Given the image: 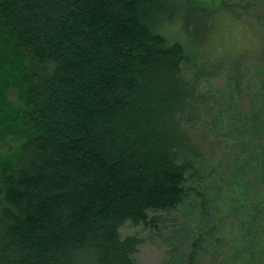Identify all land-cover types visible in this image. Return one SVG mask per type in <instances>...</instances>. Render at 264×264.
Here are the masks:
<instances>
[{
	"label": "trees",
	"instance_id": "trees-1",
	"mask_svg": "<svg viewBox=\"0 0 264 264\" xmlns=\"http://www.w3.org/2000/svg\"><path fill=\"white\" fill-rule=\"evenodd\" d=\"M219 6L251 35L232 58L175 0H0V264H139L120 228L181 209L198 236L170 264H264V0Z\"/></svg>",
	"mask_w": 264,
	"mask_h": 264
},
{
	"label": "rangeland",
	"instance_id": "rangeland-1",
	"mask_svg": "<svg viewBox=\"0 0 264 264\" xmlns=\"http://www.w3.org/2000/svg\"><path fill=\"white\" fill-rule=\"evenodd\" d=\"M219 2L221 3V0H175V4L192 9L196 22H206V29L201 36L202 42L198 46L194 44L197 46V50L200 53H206L208 55L232 58L246 50L251 35L248 33L246 27L243 26L244 24L239 21L242 19H237L231 12L219 9ZM166 24L164 33L171 40H175L174 37H176L183 41L185 33L182 30L180 19L177 18V21L167 22ZM250 54L248 53L246 57L253 60L254 58ZM8 144L13 145L14 142L5 143L1 149L9 150ZM223 151L221 154L224 160L231 163L232 169L236 167L233 165V159L237 153L236 150L233 149L231 151L227 147ZM236 164L242 165V162L237 161ZM236 178H241V174L236 175ZM197 190L201 191L199 188ZM179 213L184 216L182 217L183 219H177L182 221L181 224L176 225L177 220L172 225L168 222L156 232L150 231L142 226H136L130 222H127L120 228L122 237L136 234L141 238V244L135 255L139 264H170L171 261L175 260H179L180 263L186 262L188 253L191 250L190 244L198 236V233L194 232V226L197 222L191 216L189 210L181 209ZM217 236L216 232L212 233L208 237V243L211 244V247H216V254L220 255L226 250V247L222 242H218ZM205 247L208 248V245L206 244ZM204 251H200L201 254L197 259V264H210L206 260ZM214 252L215 249L212 248L209 253L213 254Z\"/></svg>",
	"mask_w": 264,
	"mask_h": 264
},
{
	"label": "bare ground",
	"instance_id": "bare-ground-1",
	"mask_svg": "<svg viewBox=\"0 0 264 264\" xmlns=\"http://www.w3.org/2000/svg\"><path fill=\"white\" fill-rule=\"evenodd\" d=\"M250 128V127H249ZM231 170V169H230ZM219 187V186H218ZM232 191V190H231ZM220 251V250H219Z\"/></svg>",
	"mask_w": 264,
	"mask_h": 264
}]
</instances>
